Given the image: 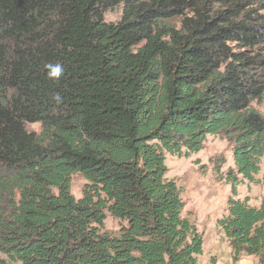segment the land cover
<instances>
[{
    "label": "trees",
    "instance_id": "obj_1",
    "mask_svg": "<svg viewBox=\"0 0 264 264\" xmlns=\"http://www.w3.org/2000/svg\"><path fill=\"white\" fill-rule=\"evenodd\" d=\"M263 97V0H0V264H198L165 156L219 137L232 194L256 184ZM216 225L233 264H264V200Z\"/></svg>",
    "mask_w": 264,
    "mask_h": 264
},
{
    "label": "rangeland",
    "instance_id": "obj_2",
    "mask_svg": "<svg viewBox=\"0 0 264 264\" xmlns=\"http://www.w3.org/2000/svg\"><path fill=\"white\" fill-rule=\"evenodd\" d=\"M264 1V0H263ZM121 16V9L116 8L105 14L107 23H116ZM252 107L264 115V97ZM29 131L39 133V124L27 126ZM167 173L165 178L173 181L180 190L183 202L182 216L189 219L202 239V253L197 258L198 264H233L228 241L223 236L216 222L225 213L229 199H247L248 205L258 207L264 200V156L260 163L257 183L243 182L235 187L227 182V173L234 170L230 144L219 137L206 138L200 152L188 158L165 156ZM85 184L79 174L71 177L70 191L75 199L81 197ZM104 230L109 233L118 231V221L106 215ZM256 257L242 256L236 264H257Z\"/></svg>",
    "mask_w": 264,
    "mask_h": 264
},
{
    "label": "clouds",
    "instance_id": "obj_3",
    "mask_svg": "<svg viewBox=\"0 0 264 264\" xmlns=\"http://www.w3.org/2000/svg\"><path fill=\"white\" fill-rule=\"evenodd\" d=\"M46 68L48 69V77L52 78V79H60V77L63 75L64 73V69L60 64H47ZM57 101H59V96L57 95L56 97Z\"/></svg>",
    "mask_w": 264,
    "mask_h": 264
}]
</instances>
